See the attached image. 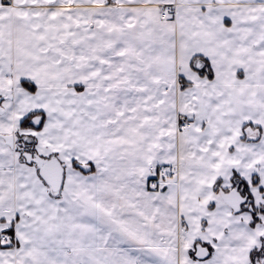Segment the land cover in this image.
<instances>
[{
	"label": "snow or ice",
	"instance_id": "snow-or-ice-1",
	"mask_svg": "<svg viewBox=\"0 0 264 264\" xmlns=\"http://www.w3.org/2000/svg\"><path fill=\"white\" fill-rule=\"evenodd\" d=\"M0 264H264V0H0Z\"/></svg>",
	"mask_w": 264,
	"mask_h": 264
}]
</instances>
